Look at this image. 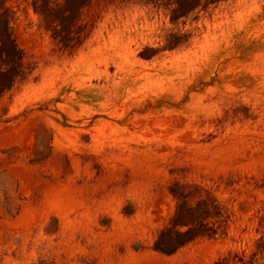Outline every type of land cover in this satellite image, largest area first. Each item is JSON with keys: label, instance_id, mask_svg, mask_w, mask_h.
I'll return each instance as SVG.
<instances>
[{"label": "rangeland", "instance_id": "374dc122", "mask_svg": "<svg viewBox=\"0 0 264 264\" xmlns=\"http://www.w3.org/2000/svg\"><path fill=\"white\" fill-rule=\"evenodd\" d=\"M0 264H264V0H0Z\"/></svg>", "mask_w": 264, "mask_h": 264}]
</instances>
